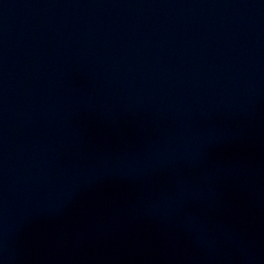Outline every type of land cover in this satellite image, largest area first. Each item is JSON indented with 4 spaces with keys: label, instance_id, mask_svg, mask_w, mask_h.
Here are the masks:
<instances>
[{
    "label": "water",
    "instance_id": "1",
    "mask_svg": "<svg viewBox=\"0 0 264 264\" xmlns=\"http://www.w3.org/2000/svg\"><path fill=\"white\" fill-rule=\"evenodd\" d=\"M0 264H264V0H0Z\"/></svg>",
    "mask_w": 264,
    "mask_h": 264
}]
</instances>
